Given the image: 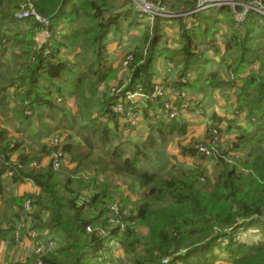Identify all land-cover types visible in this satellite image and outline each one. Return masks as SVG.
<instances>
[{
  "label": "trees",
  "instance_id": "obj_1",
  "mask_svg": "<svg viewBox=\"0 0 264 264\" xmlns=\"http://www.w3.org/2000/svg\"><path fill=\"white\" fill-rule=\"evenodd\" d=\"M151 1L175 13L195 7V0ZM230 1L235 4L188 14L190 26L184 16L174 18L177 46L166 34V19L153 16L130 54L119 96L141 84L151 97L160 58L175 66L167 85L178 91L205 85L235 93L231 117L211 116L215 128L225 122L238 134L232 148L215 156L210 176L197 163L206 156L195 141L176 143L192 168L146 166L171 139L187 135L190 96L177 98L172 117L163 112L164 96L141 100L147 134L136 142L114 137L131 103L115 112L117 94L99 87L114 77L108 34L121 36L141 24L131 0H0V246L54 242L16 264H264V17L248 10L236 20L234 11L255 0ZM23 8L47 24L33 15L17 18ZM221 15L224 31L213 28ZM218 35L224 36V68L208 70L204 51L219 53ZM238 149H247L245 159L229 158ZM28 181L34 190H8ZM248 229L261 236L241 239Z\"/></svg>",
  "mask_w": 264,
  "mask_h": 264
},
{
  "label": "rangeland",
  "instance_id": "obj_2",
  "mask_svg": "<svg viewBox=\"0 0 264 264\" xmlns=\"http://www.w3.org/2000/svg\"><path fill=\"white\" fill-rule=\"evenodd\" d=\"M226 3L224 4H229L230 1L226 0ZM233 2V1H232ZM203 9V10H207ZM239 14L237 11H234V18L236 20H240L242 18L239 17ZM140 21L141 24L132 27L129 29V31L124 32L121 36L119 34H115L114 32L108 34L107 38V48L109 52V64L114 69V77L110 79L106 84H102L99 87V92H102L103 90H106L108 92H113L117 94V103L112 106V109L120 107L118 112L120 111H126L123 109L122 102L129 101L131 103V106H129L126 111V117L120 118L119 123H122L121 125L114 129V137L117 142H122L125 140H130L129 138H132L129 136L131 133H134L136 138H142L147 134L148 131V122L143 119V116L141 115V106L142 103L141 100H156L158 98H162L164 96L168 100L165 101L164 105V114L168 115V117L175 116V112H172L170 108L173 107L174 102L177 100L179 96L188 97L192 98L191 100H195L193 104H189L190 102L184 103V107H186V104L189 106L185 108L184 112L185 115L187 113L194 114L196 117L192 119L191 117H188L186 121L188 122V133L186 136L178 139H171L170 142L168 143V146L164 147L163 150L161 149L159 152L156 154H153L151 159L146 162V166L150 167L151 169L158 170L163 167L168 168L172 162H179L183 166L192 168V163L188 164L187 162L184 161H190L188 158L181 157L177 153L176 149V143L181 142V143H191L195 141L196 145H205L211 152L214 153V156H206V160H199L200 164L202 163V168L206 169L208 175H212L213 172V165L215 162V156L218 155L220 151H224V149H229L231 147L232 142L235 139V136L238 134L235 129H227L226 123L222 122L218 125V128H215L213 126L215 122L211 119L212 114H216L219 117H231L232 116V108H233V103H234V98H235V93L228 92L227 89H222V88H210L206 87L205 85H198L197 88L191 89V88H183L182 90L178 91L177 89L173 88L170 85H167L169 81L172 79H175V74H176V68L173 65V63L170 60L160 58L155 66V76L153 78V89L151 91V97L148 95H145L143 86L141 84H137L135 87V90L133 91H124L123 95H125L124 98H119L120 94L122 93V90L125 87L126 84V77L128 75V71L126 69V65L128 61L131 59L130 54L133 50V46H135L133 43L136 39H139V36H141L145 25L151 24L152 23V17H148L147 14H140ZM184 16V21L186 22L187 26H190L192 23L191 19H189L190 16L188 14H183ZM244 16V15H243ZM181 17V16H179ZM218 18V17H217ZM169 21L165 20V27L167 30L166 34L170 38L171 44H174L177 46L175 43V38L177 37V26L178 23L177 21L173 19H168ZM218 21L214 22V29H217L219 31H224L222 29V24L224 23L223 21V16L221 15L220 18L217 19ZM216 24V25H215ZM217 27V28H216ZM138 28V29H136ZM133 30V31H132ZM134 31L136 33H134ZM46 31H42L41 33L38 34L37 36V41L40 43L44 40L43 35H45ZM134 34H132V33ZM223 35L219 36L218 35V40H217V46L219 48V53L213 52V51H204V57L208 58V64H207V69H215L217 68L218 70L223 69V65L220 63V53L223 50ZM110 47V48H109ZM115 48L112 50V48ZM111 53L115 54V59L116 61H113L114 59H110ZM127 57H129V60L127 61ZM68 60H73L72 57H68ZM167 60L169 63V67L166 68L165 72L163 73L162 71L158 70V65L159 61H165ZM223 67V68H222ZM174 70V72H173ZM158 71V73H157ZM170 72H173V77L171 79L167 78V74ZM175 73V74H174ZM157 74L160 76L157 77ZM188 77H193V73H188ZM120 80H124L123 83H120ZM166 80V81H165ZM181 81L185 82L186 78H181ZM165 81V82H164ZM203 84V83H202ZM205 86V87H202ZM160 96V97H158ZM138 98V100H136ZM71 101H75L73 98L70 99ZM85 109L89 104V98L85 99L84 103ZM76 110V109H75ZM74 110V111H75ZM94 113V109H92ZM158 111V110H157ZM159 113V111H158ZM85 114L82 115L81 120L85 121ZM224 117V118H225ZM135 118H138L136 120ZM240 120L239 123L247 124L244 122V118L240 116L238 119ZM110 125L112 126L113 130V125L112 122H110ZM251 128V127H249ZM222 130V131H221ZM216 131V132H215ZM126 133V135H125ZM128 133V134H127ZM56 134L51 135L54 136ZM138 141V140H136ZM135 141V142H136ZM263 147V146H262ZM21 150H24L21 149ZM246 152L247 149H238V150H233L231 153H229V158H236L238 160H244L246 157ZM204 161V162H203ZM14 193L17 192V186L11 188ZM141 190L136 189V193H140ZM261 236L258 234L257 229H248L244 233H240L239 237L243 240L247 241H254L257 240L258 237ZM18 254H13L12 252L9 251H0V264H11L13 262V259L16 258ZM9 260V261H8Z\"/></svg>",
  "mask_w": 264,
  "mask_h": 264
},
{
  "label": "built area",
  "instance_id": "obj_3",
  "mask_svg": "<svg viewBox=\"0 0 264 264\" xmlns=\"http://www.w3.org/2000/svg\"><path fill=\"white\" fill-rule=\"evenodd\" d=\"M133 3L134 8L140 12L141 14H147L148 17H153V16H159L162 18H165L167 21H169L168 19H173L179 16H182L184 13L185 14H191V13H195L198 11H201L203 9L209 8V7H219L221 5H224V3H226V0H195V7L193 9H191L190 11L184 12V13H175V12H170L168 11L164 5L160 4V2L158 1H151V0H131ZM230 1V0H229ZM232 6L235 4L234 2L230 1V3ZM248 10H254L257 13H259L260 15H262L264 17V5L261 3L260 0H255L253 2L250 3H246L243 4V11L242 12H237V13H241L239 14V17L242 18L243 15L248 11ZM28 15H33L37 18V20H39L40 22H43L44 24H47V20L40 18L32 8H27V9H21L19 12L16 13V17L17 18H23L26 17ZM46 35V32H45ZM45 35H43V37H45ZM127 61L129 60V57H127ZM131 58V57H130ZM120 109V107L118 108H114L113 111L118 112V110ZM120 112V111H119ZM172 117V116H171ZM136 120H138V118H135ZM121 127H122V123H120ZM123 128V127H122ZM216 132V131H215ZM51 142L52 143H56L58 142V135H54L51 138ZM196 147L206 156H214V153L211 152L205 145H196ZM232 148V144L231 147ZM229 148V149H230ZM231 153V151L229 152ZM55 165H58V162L55 160ZM25 208L29 209L30 208V203L29 201H27L25 203ZM88 230H90V228H87ZM16 238H18V234L16 232ZM34 235V233L32 234ZM54 246V242L50 239H37L34 238L32 240V248H31V252L33 254L39 255L43 252L50 250L51 248H53ZM167 260H163V262H166ZM35 264H41V261L39 259L36 260Z\"/></svg>",
  "mask_w": 264,
  "mask_h": 264
},
{
  "label": "crops",
  "instance_id": "obj_4",
  "mask_svg": "<svg viewBox=\"0 0 264 264\" xmlns=\"http://www.w3.org/2000/svg\"><path fill=\"white\" fill-rule=\"evenodd\" d=\"M136 29H138V28H136ZM133 31V30H132ZM132 33V32H131ZM134 33H136L135 31H134ZM133 34V33H132ZM134 35V34H133ZM139 38H140V36H139ZM139 42V39H136L135 41H134V45L136 44V43H138ZM134 47V46H133ZM110 48V47H109ZM115 48L113 47L112 48V50H114ZM110 59H114L113 61H116V59H115V54H113V53H111V55H110ZM169 62L167 61V60H165V61H159V65H158V70H160V71H162L163 73L165 72V70H166V68L167 67H169L168 64ZM173 72H174V70H173ZM173 72H170L169 74H167L166 76H167V78L168 79H171L174 75H173ZM157 73H158V71H157ZM175 74V73H174ZM160 75L159 74H157V77H159ZM68 107L69 108H71V110L72 111H74L75 110V105H74V102L73 101H69L68 102ZM192 116V119L194 118V117H196L194 114H191V113H187L186 115H185V117L186 118H188V117H191ZM119 126H120V123L118 124ZM128 134V133H127ZM125 135H126V133H125ZM129 136H131L132 138H129L130 140H132V142H135L136 140H139V139H137L136 137L137 136H135V134L134 133H131ZM174 139H178V138H174ZM182 157V156H181ZM190 160V159H189ZM205 161V160H204ZM203 161V162H204ZM48 162V157L47 156H44L43 158H42V161H41V163L42 164H46ZM184 162H187L188 164H191L192 163V166H193V162L190 160V161H184ZM197 163L198 164H200V162H199V160L197 161ZM201 166H202V163L200 164ZM35 189V186L32 184V182H30V181H28V182H25V183H23V184H19V185H17V192L16 193H14V191H12V189L11 188H9L8 190L10 191V192H12V194H21L22 193V191H24V190H34ZM144 191V190H143ZM143 191H141L140 193H142ZM31 248H32V240H28V239H26V240H23V241H20L18 244H17V246L16 247H12V248H10L6 243H2L1 244V246H0V251L2 250V252L4 251H11L12 252V255L13 254H18V255H16L17 257L16 258H14L13 259V262H11V264H16V260L18 259V258H26L27 256H29L30 254H31ZM9 261V260H8Z\"/></svg>",
  "mask_w": 264,
  "mask_h": 264
}]
</instances>
